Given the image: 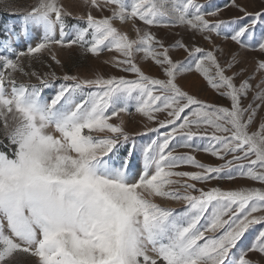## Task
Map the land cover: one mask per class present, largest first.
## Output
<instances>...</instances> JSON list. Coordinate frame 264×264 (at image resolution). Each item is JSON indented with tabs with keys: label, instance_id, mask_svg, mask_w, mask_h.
I'll list each match as a JSON object with an SVG mask.
<instances>
[{
	"label": "snow or ice",
	"instance_id": "snow-or-ice-1",
	"mask_svg": "<svg viewBox=\"0 0 264 264\" xmlns=\"http://www.w3.org/2000/svg\"><path fill=\"white\" fill-rule=\"evenodd\" d=\"M84 2L111 14L72 17L60 0H36L17 24L3 29L0 264H19L21 255L34 258L33 264H264V215H255L264 212V187H197L237 177L264 185V117L257 131H249L264 109V79L254 87V72L237 83L244 70L228 74L240 63L236 55L221 63L218 46L205 50L177 40L166 47L148 30L182 25L206 40L223 35L240 48L264 53V8L249 12L229 0L226 7L243 17L212 21L206 16H217L220 9L205 11L210 0ZM69 17L84 26H69ZM136 19L147 27H136L134 39L113 23ZM23 41L36 43L16 51L13 44ZM56 46H77L92 55L114 50L119 53L114 66L135 78L96 74L82 79L25 70L22 58L31 61L46 51L59 64ZM170 48H182L187 56L174 60ZM140 53L164 78L142 70ZM192 71L229 105L185 91L178 80ZM255 71L264 72V59ZM16 72L38 83L18 82ZM54 80L62 82L44 95ZM133 106L148 121H158V128L148 130L156 138L144 144L120 119ZM161 113L166 118L158 120ZM113 117L119 122H111ZM178 147L223 163H202L191 153H177ZM181 166L197 170H176ZM157 198L185 206L166 207ZM249 233L251 243L241 247ZM250 252L260 259L248 258Z\"/></svg>",
	"mask_w": 264,
	"mask_h": 264
},
{
	"label": "rangeland",
	"instance_id": "rangeland-1",
	"mask_svg": "<svg viewBox=\"0 0 264 264\" xmlns=\"http://www.w3.org/2000/svg\"><path fill=\"white\" fill-rule=\"evenodd\" d=\"M201 4H208L209 0H199ZM239 3L249 12H256L264 8V0H238ZM36 3V0H0V39H4L3 29L5 26L9 28L13 27L19 22L20 14L25 10H30L31 6ZM60 3L63 4L65 9L72 13V17L76 16H87L89 12L96 17L110 15V11L106 8L100 10L91 7L90 4H85L84 0H60ZM211 7L205 8V11H211L214 8H219L220 12L217 16H206L207 19L215 21L219 20H233L236 17H243V13L234 7H226L229 0H210ZM72 17L67 18V23L69 26L80 24L84 26L83 22L73 19ZM246 22V21H245ZM114 25L118 27L121 31L127 32L131 38H136L135 28L139 27L144 29L145 26L143 22L136 19L128 20L121 22L119 20L113 21ZM149 31L155 33L156 37L164 41L166 47L172 45L177 40H182L183 43L191 45L195 44L196 46L202 47L205 50H212L214 45L220 48V52L217 53L218 59L221 60V63L227 62L231 55H236L237 59L240 61L233 69L229 71V75L232 72H238L243 69L240 77L237 80V83L240 80L245 79L249 75L255 72V77L251 81L253 86L264 79V72H256L257 61L264 59V53H261L259 50L252 49H243L239 45L232 42L230 39L225 40L224 36H216L213 34L212 41L204 39L200 33L194 32L189 29L187 26L176 25L172 27H151ZM259 31V29H257ZM74 34V33H73ZM31 43L33 46L36 41H23L19 43H14L13 47L16 51L24 50L27 47V44ZM53 52L56 55L57 59L60 61L59 64L55 63L51 59V55L46 51L42 54H39L38 57L32 59L31 61L28 58H22V63L25 66V70L28 72L36 71L43 75L48 72H55L57 77H62L64 74L76 75L82 79H91L94 78L96 74L103 75L104 77L109 76H125L127 78H135L134 74L124 73L120 69L114 66L112 63L113 57H118L119 53L113 51L105 50L99 55L84 54L82 50L77 46L72 47H59L56 46L53 48ZM5 54V53H0ZM170 54L174 60H182L187 53L181 48H170ZM142 53L137 54V62L142 70L155 78H164L161 69L157 66L151 59L142 60ZM14 58V57H13ZM15 78L18 82L25 83H38L37 79L32 76H24L19 72L14 73ZM62 81L54 80L52 81V87L44 90V95L50 96L56 87L59 86V83ZM179 85L187 91L189 94L196 96L198 99L206 101L211 104H216L219 106H228L229 101L221 96H219L215 90H213L207 82L202 78V76L195 71L184 74L181 79L178 80ZM251 97H249L250 99ZM249 101L245 100L244 103L247 105ZM131 103V102H130ZM260 117H264V109H261L257 120L251 125L249 131H257ZM166 118L165 113L158 114V120H163ZM120 119H123L125 130L131 135L136 137L138 144H144L151 139L156 138L157 133L148 131L149 129L158 128V121H148L145 117L135 112L134 106L131 107L130 113H121ZM113 123H118L117 118L113 117ZM169 129H161V132L167 131ZM2 140V137H0ZM206 142V141H205ZM4 144L7 141L3 142ZM197 143H200L198 140ZM0 150H5L3 147H0ZM177 153H191L202 163L218 165L223 163V161L212 157L210 154L204 153L203 151H193L190 148H176ZM229 159L231 157H228ZM178 171H196L197 169L190 166H181ZM190 183L192 181H189ZM213 186H219L222 189H239L241 187H256L262 188L260 182L252 181L248 178H235L231 181L229 180H213L207 184H197V187L210 188ZM183 191V189H181ZM198 195V193H196ZM157 203H160L166 207L173 208H183V201H172V200H161L157 198ZM255 215H264V212L255 213ZM260 226H257L255 231H258ZM208 235H212L209 233ZM252 241V233H249L242 240L240 246L249 245ZM248 258L257 260L260 259L258 253L250 252ZM19 264H33L34 258L30 256L21 255L18 257Z\"/></svg>",
	"mask_w": 264,
	"mask_h": 264
}]
</instances>
